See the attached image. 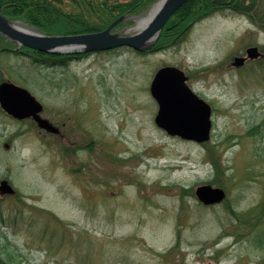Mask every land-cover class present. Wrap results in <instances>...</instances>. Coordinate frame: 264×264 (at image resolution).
Here are the masks:
<instances>
[{
	"label": "rangeland",
	"instance_id": "obj_1",
	"mask_svg": "<svg viewBox=\"0 0 264 264\" xmlns=\"http://www.w3.org/2000/svg\"><path fill=\"white\" fill-rule=\"evenodd\" d=\"M153 6L123 15L144 17ZM260 8L262 18L264 0ZM122 21L116 32H135L134 17ZM250 46L264 51V29L232 11L196 22L165 50L121 47L66 65L34 62L0 37V82L29 89L60 127L48 132L0 108V256L10 264H264V59L232 64ZM165 65L184 70L211 104L209 140L156 124L150 85ZM202 184L226 197L206 205L196 194Z\"/></svg>",
	"mask_w": 264,
	"mask_h": 264
},
{
	"label": "water",
	"instance_id": "obj_2",
	"mask_svg": "<svg viewBox=\"0 0 264 264\" xmlns=\"http://www.w3.org/2000/svg\"><path fill=\"white\" fill-rule=\"evenodd\" d=\"M187 1L158 0L144 17L122 15L104 30L78 34H46L35 26L10 20L0 14V33L17 42L18 46L25 45L53 53H80L125 45L143 51L156 43L169 18ZM126 17H134L136 20L131 28L135 32H113V28ZM246 52L247 56H235L232 64L241 66L248 57L256 58L261 55L258 46H250ZM187 79L185 71L176 66L167 65L158 69L150 87L159 105L155 122L170 135L204 142L211 136L212 106L193 91ZM0 105L16 118L31 117L45 130L55 133L59 131L54 123L42 116V102L24 86L8 80L1 82ZM196 194L205 204L221 202L226 197L222 187L211 184L197 186Z\"/></svg>",
	"mask_w": 264,
	"mask_h": 264
},
{
	"label": "trees",
	"instance_id": "obj_3",
	"mask_svg": "<svg viewBox=\"0 0 264 264\" xmlns=\"http://www.w3.org/2000/svg\"><path fill=\"white\" fill-rule=\"evenodd\" d=\"M70 1L73 5L71 9L65 8L61 0H0V11L12 19H24L48 34H78L103 30L121 15L141 12L156 0ZM261 1L188 0L168 20L155 45L144 53L165 50L179 45L196 22L218 12L232 11L246 15L264 29V17L261 18L259 13ZM0 37L4 36L0 34ZM14 52L28 54L33 57L34 62L48 66L66 65L72 58L85 54H58L35 50L27 46H23L20 50H14ZM213 163L215 169L221 172L219 160L214 157ZM11 256L12 254H9V258H12ZM0 263L10 264L1 256ZM11 264L26 263L23 259L15 258Z\"/></svg>",
	"mask_w": 264,
	"mask_h": 264
},
{
	"label": "flooded vegetation",
	"instance_id": "obj_4",
	"mask_svg": "<svg viewBox=\"0 0 264 264\" xmlns=\"http://www.w3.org/2000/svg\"><path fill=\"white\" fill-rule=\"evenodd\" d=\"M0 14L7 16V15L4 14L2 11H0ZM11 19H12V18H11ZM73 59H75V57H74ZM77 59H79V57H77ZM56 125H57V124H56ZM57 126H58V125H57ZM58 127H59V126H58ZM59 132H60V127H59Z\"/></svg>",
	"mask_w": 264,
	"mask_h": 264
}]
</instances>
